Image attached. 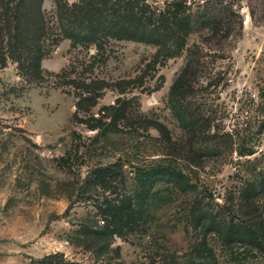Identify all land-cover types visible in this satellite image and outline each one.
Here are the masks:
<instances>
[{
	"label": "rangeland",
	"instance_id": "obj_1",
	"mask_svg": "<svg viewBox=\"0 0 264 264\" xmlns=\"http://www.w3.org/2000/svg\"><path fill=\"white\" fill-rule=\"evenodd\" d=\"M143 1L162 9L170 0ZM233 1L241 24L226 40L206 43L208 28L194 23L167 57L155 44L112 37L73 46L60 31L54 0H0V264H175L203 231L183 220L188 193L164 181L140 192L142 170L176 164L221 202L264 169V127L258 132L264 111L256 104L264 85V0ZM16 25L25 36L45 29L40 82L11 54L8 29ZM97 51L94 66L82 68ZM20 52L28 63L27 48ZM189 60L196 63L193 75L184 73ZM76 79L87 86L76 87ZM183 80L194 89L186 96L189 108L213 110L209 121L190 117L194 135L169 107L170 86ZM88 89L98 94L95 104L77 107L78 94ZM117 104L125 111L111 118L105 107ZM100 115L109 130L90 125ZM240 143L256 152L240 155ZM113 162L122 165L123 180L95 174ZM211 237L218 264H264L261 252L239 246L231 254Z\"/></svg>",
	"mask_w": 264,
	"mask_h": 264
},
{
	"label": "trees",
	"instance_id": "obj_2",
	"mask_svg": "<svg viewBox=\"0 0 264 264\" xmlns=\"http://www.w3.org/2000/svg\"><path fill=\"white\" fill-rule=\"evenodd\" d=\"M56 16L59 28L64 37L68 38L71 45L77 43H94L100 37H112L157 45V53L161 56H170L181 46L186 33L194 23L206 26L207 32L203 36L206 43L216 44L222 38L230 35V31L236 25L241 24L240 14L234 7L233 0H200L187 4L186 0H170L165 2L162 9L153 8L143 0H80L78 3L68 4L64 0H54ZM12 7L5 9L9 14ZM17 14V15H16ZM18 14L15 13L16 18ZM241 27V26H240ZM8 46L11 54L18 61L21 68L27 69L32 75L34 82H40L45 78L41 70L42 42L41 38L45 29H30L25 36L24 30L8 29ZM30 38L31 43L26 39ZM27 48L29 56L28 63L20 61V48ZM208 49H211L207 45ZM214 51V50H213ZM98 52V53H97ZM93 59L82 68L93 67L95 58L101 56L99 51ZM207 54V53H206ZM222 56L224 57L225 55ZM201 60H197V64ZM193 60H189L184 68V73L193 75L197 68ZM63 70L54 73L62 76ZM58 82H62L61 80ZM76 87L87 86L81 79L72 81ZM187 83L183 80L181 84H173L168 90L169 107L177 119L179 125L194 135V118L202 115L204 121L212 120V109L195 105L189 108L186 101L187 95H192L194 89L186 88ZM98 94L91 89L84 90L78 94L77 107L85 104H95ZM258 111H264V85H262L256 101ZM105 109H112L111 118H115L125 111L121 104L111 105ZM202 112H207L205 115ZM196 113V114H195ZM100 117H92L90 125L104 126L109 130L112 126L110 121ZM160 133L163 128L153 125ZM98 127V126H97ZM264 127V118L259 123V133ZM99 128V127H98ZM231 137L230 132H224ZM203 136L214 138L215 134ZM183 144L175 146L179 152ZM187 150H192L188 148ZM240 155H251L256 149L251 143H240L236 149ZM97 176L107 173L110 176L122 177V165L113 162L106 166L95 169ZM251 179H243L239 185H235L224 195L221 202L215 201L211 191L191 181L188 173L180 166L172 163H158L147 166L137 178L140 192L149 189L159 181L172 184L177 191L188 193L182 205L183 220L194 228H200L203 232L199 239L192 243L191 250L183 260L175 264H218V257L214 247L209 244L207 236L214 237L225 252L234 253L236 247L243 246L245 252L256 250L264 254V203L260 198L264 197V169L253 173ZM102 211L106 212L105 209ZM211 237V238H212ZM66 264H82L77 261H66Z\"/></svg>",
	"mask_w": 264,
	"mask_h": 264
}]
</instances>
